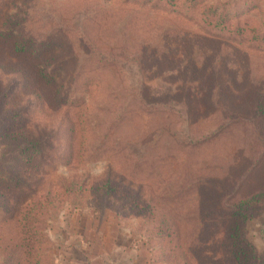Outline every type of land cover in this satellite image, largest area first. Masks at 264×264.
<instances>
[{
    "label": "rangeland",
    "instance_id": "374dc122",
    "mask_svg": "<svg viewBox=\"0 0 264 264\" xmlns=\"http://www.w3.org/2000/svg\"><path fill=\"white\" fill-rule=\"evenodd\" d=\"M9 14L71 48L68 95L93 88L81 124L0 69L16 113L0 122V156L24 129L47 141L35 167L14 155L0 166V264H231L233 206L259 194L240 234L264 256V42L252 35L264 34V0H0V24ZM108 177L115 192L97 207L91 190ZM219 189L226 207L209 219Z\"/></svg>",
    "mask_w": 264,
    "mask_h": 264
},
{
    "label": "trees",
    "instance_id": "16d2710c",
    "mask_svg": "<svg viewBox=\"0 0 264 264\" xmlns=\"http://www.w3.org/2000/svg\"><path fill=\"white\" fill-rule=\"evenodd\" d=\"M17 7V6H14ZM18 9V8H17ZM217 10L209 11L204 10L201 11L203 16L202 22L207 26L214 27L215 29H222V31L227 29V19L224 13L218 15L216 14ZM23 20L13 14L7 15L0 24V59L11 58L10 61H4V63L0 64V69L9 70L11 73H15L22 77L23 85L27 88H34L36 96H38L39 106L42 108L48 107L52 109L51 103L58 104V108L63 109L67 108L68 111L71 112L74 118L78 117L81 124L83 123L82 119L85 121L87 109L89 106L88 95H85L86 92L91 91L93 88V84L86 83L84 85L85 88H81L83 91V97H77L75 95H68L65 91L64 84L66 77V66L68 62L67 60L72 53L71 48L58 41H53L51 39H38L34 36L28 34L22 28ZM241 29V28H240ZM239 30V33H241ZM231 33V31H230ZM233 34V33H231ZM252 35L254 40L263 41L264 42V34H255L252 31ZM260 42V43H263ZM264 44V43H263ZM12 59L15 61L12 62ZM11 62V63H10ZM13 64V65H12ZM9 65L12 67L7 69ZM45 88V90L43 89ZM47 91V92H46ZM7 98L8 95L4 90L0 87V122H4L10 116H15L16 113L10 115V112L7 110ZM258 111L264 115V109L259 108ZM72 118V119H74ZM70 124V132L75 131V129H79L80 123L73 125V120H71ZM21 131V130H20ZM8 134V132H6ZM19 133V131H18ZM26 131L24 129V135ZM23 133L17 134L14 138V146H9L3 150V153L0 156V166L3 164L6 158L11 155L16 156L15 162H27L29 159L33 161L34 159V167L35 163L39 161V158L44 156V151L46 150L47 141H41L39 139H33L29 135L25 137ZM211 137L213 134L210 135ZM209 136V138H211ZM208 138H205L207 140ZM4 142V139H3ZM15 147V148H14ZM68 161H76L78 165L81 163L82 159L77 155L74 151V141L72 139L68 140ZM42 155V156H41ZM30 157V158H27ZM254 164H247L244 166L245 171H251L250 177L254 174ZM256 165V164H255ZM253 166V169H250ZM14 173L15 170H14ZM18 174V173H17ZM15 174L9 176V182L20 183L19 176H14ZM237 177V175H236ZM248 179V181H249ZM67 186H77V182H72ZM81 186H85V184H81ZM95 186H99L91 190V197L94 199L97 207L101 206L102 203H106L107 199L112 196L115 192V188L113 186H117V183L112 181L110 177L106 178L101 183L96 184ZM210 186H213L210 184ZM238 189L235 188L233 193L237 192ZM225 190H217L215 192V199L218 201L216 204L206 209L203 214L207 215L209 219H214V216L220 214L221 210L226 207L224 198ZM254 195L246 200L240 201V203L236 207L237 210L234 212L231 217V229L229 235V244H228V253H229V261L231 264H264V256L257 257L252 247L248 248V244L245 243L244 239L240 232L242 231V220H246L244 216L240 215L241 208L252 205V199H256L261 196ZM218 213V214H216ZM35 228V227H34ZM204 228L206 230V224H204ZM36 229V228H35ZM41 231V230H40ZM42 232V231H41ZM35 233L40 232L38 230ZM36 238V237H35ZM200 241V237H198L192 244L188 245V251L191 254V259H193V255L197 251V249L201 246L198 244ZM175 248L179 249L178 246Z\"/></svg>",
    "mask_w": 264,
    "mask_h": 264
}]
</instances>
